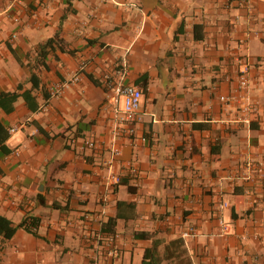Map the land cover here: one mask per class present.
<instances>
[{"label":"crops","instance_id":"crops-1","mask_svg":"<svg viewBox=\"0 0 264 264\" xmlns=\"http://www.w3.org/2000/svg\"><path fill=\"white\" fill-rule=\"evenodd\" d=\"M123 85L143 90L129 118ZM0 125V215L39 220L0 264H142L153 241L173 264L175 239L193 264H264V181L242 178L264 164V0H0Z\"/></svg>","mask_w":264,"mask_h":264},{"label":"built area","instance_id":"built-area-1","mask_svg":"<svg viewBox=\"0 0 264 264\" xmlns=\"http://www.w3.org/2000/svg\"><path fill=\"white\" fill-rule=\"evenodd\" d=\"M111 86V85H110ZM249 87V80L247 77V71H242L239 76V90L244 91ZM118 96L123 97V111L127 117H132L137 114L142 106L143 92L135 85H123L116 87L115 90ZM61 88L57 87L53 90V95H61ZM220 100L225 104L238 103V99L235 96H221ZM258 117L257 105L251 102H242L236 108L235 122L238 124L249 125ZM129 135L135 134V129L130 128L128 130ZM97 143L93 140H86L82 146L83 149H96ZM120 155L118 149L113 151V159L109 163L111 165ZM248 175H243L242 178L250 181L252 179L251 174L257 172L258 175L264 181V164L248 163L247 168ZM106 184L109 188H115L121 184V176L118 174L110 173L106 178ZM223 206L226 204L223 203ZM228 232V227L223 226V233ZM197 229L194 226L188 227L182 232V238H194L197 236Z\"/></svg>","mask_w":264,"mask_h":264},{"label":"trees","instance_id":"trees-1","mask_svg":"<svg viewBox=\"0 0 264 264\" xmlns=\"http://www.w3.org/2000/svg\"><path fill=\"white\" fill-rule=\"evenodd\" d=\"M59 41L58 37L49 39L42 47L41 55H45V49L50 47L52 49L53 44ZM62 50L65 48L62 46ZM141 89V88H140ZM143 92V90L141 89ZM3 127L0 125V146L3 147L5 141L8 138V132L5 130L1 132ZM121 205V202L119 203ZM118 204V205H119ZM125 204V203H122ZM120 219L119 213L114 218H111L104 225L105 227H115L117 220ZM39 226V220L35 217L26 216L16 226H13L12 222L6 217L0 215V238L3 240L11 239L18 229H24L34 235H37V228ZM141 239H150V235L147 233H141L135 235ZM184 239V238H183ZM158 243L153 241V245L150 248L145 249L142 264H161L163 257L158 253ZM3 245L0 243V249ZM164 259L170 260L173 264H193L190 257L188 256L187 250L184 247V241L182 239H175L166 245V253Z\"/></svg>","mask_w":264,"mask_h":264},{"label":"rangeland","instance_id":"rangeland-1","mask_svg":"<svg viewBox=\"0 0 264 264\" xmlns=\"http://www.w3.org/2000/svg\"><path fill=\"white\" fill-rule=\"evenodd\" d=\"M143 100V99H142Z\"/></svg>","mask_w":264,"mask_h":264}]
</instances>
